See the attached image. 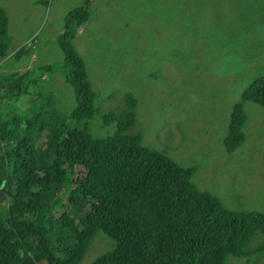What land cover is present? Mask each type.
I'll return each instance as SVG.
<instances>
[{"label": "trees", "instance_id": "trees-1", "mask_svg": "<svg viewBox=\"0 0 264 264\" xmlns=\"http://www.w3.org/2000/svg\"><path fill=\"white\" fill-rule=\"evenodd\" d=\"M91 4L66 12L58 63L21 72L27 63L16 65L22 50L9 48L0 6V264H78L97 230L114 245L90 264H256L263 211L199 188L194 165L176 162L135 125L131 90L120 109L96 106L100 90L74 40ZM260 53L264 65V44ZM56 66L73 89L66 107L43 84ZM252 77L229 113L228 151L244 141L242 101L264 105V69ZM255 231L263 240L250 245Z\"/></svg>", "mask_w": 264, "mask_h": 264}, {"label": "rangeland", "instance_id": "rangeland-1", "mask_svg": "<svg viewBox=\"0 0 264 264\" xmlns=\"http://www.w3.org/2000/svg\"><path fill=\"white\" fill-rule=\"evenodd\" d=\"M84 1L0 0L9 48L22 50L16 65L27 63L19 72L43 67L42 61L59 62L63 18ZM76 29V47L100 90L97 107L120 109L124 92L131 90L137 98L135 125L176 162L194 165L199 188L242 207L229 206L264 212V105L243 100L244 141L232 151L223 142L233 103L264 69V0H92ZM58 70L47 71L43 84L66 107L73 89ZM250 238V245L263 240L259 231ZM113 245L95 231L78 264H90ZM251 260L264 264V253Z\"/></svg>", "mask_w": 264, "mask_h": 264}, {"label": "clouds", "instance_id": "clouds-1", "mask_svg": "<svg viewBox=\"0 0 264 264\" xmlns=\"http://www.w3.org/2000/svg\"><path fill=\"white\" fill-rule=\"evenodd\" d=\"M79 26L81 27V25H79ZM82 26H83V25H82ZM77 27H78V26H77ZM62 29H63V28H62ZM62 29H61V30H62ZM76 33H77V29H76Z\"/></svg>", "mask_w": 264, "mask_h": 264}]
</instances>
